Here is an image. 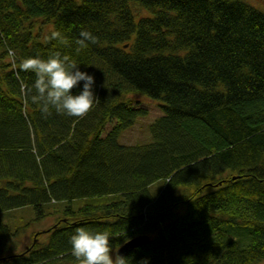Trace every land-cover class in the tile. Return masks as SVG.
<instances>
[{
  "label": "trees",
  "instance_id": "obj_1",
  "mask_svg": "<svg viewBox=\"0 0 264 264\" xmlns=\"http://www.w3.org/2000/svg\"><path fill=\"white\" fill-rule=\"evenodd\" d=\"M39 18L71 47L36 34ZM81 30L98 42L77 53ZM54 50L95 75L100 99L83 117H45L32 101L36 77L21 62ZM134 93L164 114L149 142L124 144L148 114ZM23 208L54 222L11 251L3 217ZM79 227L108 231L115 250L148 235L128 264L264 259L263 11L244 0H0V264H80Z\"/></svg>",
  "mask_w": 264,
  "mask_h": 264
},
{
  "label": "clouds",
  "instance_id": "obj_2",
  "mask_svg": "<svg viewBox=\"0 0 264 264\" xmlns=\"http://www.w3.org/2000/svg\"><path fill=\"white\" fill-rule=\"evenodd\" d=\"M50 38L65 48L71 47L72 42L60 31H52ZM97 42L98 38L91 31L81 30L75 40L76 52ZM88 66L54 50L47 56L37 54L25 58L20 68L31 71L36 77L32 101L39 103L42 115L46 117L54 110L67 117H83L100 99L95 75L87 71ZM110 237L108 231L79 227L70 236L71 254L80 264H128V258L113 249ZM142 264H148L146 258Z\"/></svg>",
  "mask_w": 264,
  "mask_h": 264
},
{
  "label": "rangeland",
  "instance_id": "obj_3",
  "mask_svg": "<svg viewBox=\"0 0 264 264\" xmlns=\"http://www.w3.org/2000/svg\"><path fill=\"white\" fill-rule=\"evenodd\" d=\"M249 4L255 6L259 10L264 12V0H244ZM140 9L141 13H145L143 9L139 6H135V9ZM52 30V24L46 20L38 19L35 23L36 34L41 35L42 38H46ZM130 98L133 101H138L139 103H134L135 105H140L148 110L147 116L137 119V121L128 129H126L121 136L119 141L124 144H135L141 142H149L151 140L150 133L148 131V124L152 122L156 117L163 115L164 111L159 104L162 103L160 100H153L147 96L139 93L132 94ZM116 123V119L108 121L103 129L102 135H105ZM35 211L28 208L18 209L10 212L3 219L6 223H9L14 232L13 239L11 240V251L22 250L32 239L33 234L39 232L40 230L46 229L49 225L54 222L53 216L40 219L38 221L34 220ZM20 227V228H17ZM43 242L47 241V236L43 234L40 237ZM3 244H0V248H3ZM6 251L0 250V255ZM255 264H264V259L256 262Z\"/></svg>",
  "mask_w": 264,
  "mask_h": 264
},
{
  "label": "water",
  "instance_id": "obj_4",
  "mask_svg": "<svg viewBox=\"0 0 264 264\" xmlns=\"http://www.w3.org/2000/svg\"><path fill=\"white\" fill-rule=\"evenodd\" d=\"M124 46H127V44H125ZM148 239H149V236L146 234L134 236V237L126 240L124 243H122L117 248V251L119 254L124 256L128 252H130L132 249L139 247L140 245L144 244Z\"/></svg>",
  "mask_w": 264,
  "mask_h": 264
}]
</instances>
